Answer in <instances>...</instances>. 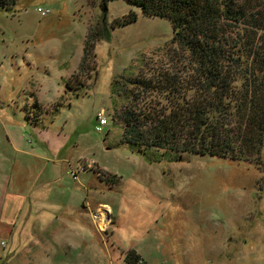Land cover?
Here are the masks:
<instances>
[{"label":"rangeland","instance_id":"1","mask_svg":"<svg viewBox=\"0 0 264 264\" xmlns=\"http://www.w3.org/2000/svg\"><path fill=\"white\" fill-rule=\"evenodd\" d=\"M132 9L137 20L112 25ZM179 53L168 19L124 0L107 10L101 0H15L0 8V152L11 150L8 134L24 141L15 133L22 129L49 167L62 168L52 152L70 153L61 184L55 169L46 171L51 191L38 218L52 213V199L71 207L56 234L25 233L24 221L15 234L0 233V264H127L132 249L137 264H264V147L253 161L150 163L119 144L112 79L141 60L163 65ZM101 109L109 123L98 132ZM41 121L47 131L38 133L31 123Z\"/></svg>","mask_w":264,"mask_h":264},{"label":"trees","instance_id":"2","mask_svg":"<svg viewBox=\"0 0 264 264\" xmlns=\"http://www.w3.org/2000/svg\"><path fill=\"white\" fill-rule=\"evenodd\" d=\"M110 1L101 0V7L107 10ZM124 1L145 15L168 19L180 55L163 65L141 60L135 72L128 68L112 79L109 98L112 120L121 122L119 144L150 163L189 156L259 159L264 147V0ZM13 3L0 0V8ZM137 18L132 9L112 25ZM90 50L86 42L80 69ZM125 261L137 264L140 255L132 249Z\"/></svg>","mask_w":264,"mask_h":264},{"label":"crops","instance_id":"3","mask_svg":"<svg viewBox=\"0 0 264 264\" xmlns=\"http://www.w3.org/2000/svg\"><path fill=\"white\" fill-rule=\"evenodd\" d=\"M31 124L38 133L47 131V126L43 121ZM15 133L24 141L18 143L8 134L5 141L11 150L0 152V233L15 234L18 222L24 221L25 233L27 231L37 233L40 237L44 234L46 236L48 232L56 234L61 227L65 226V220L69 219L68 214L71 207L57 199H52L48 202L52 204V213L47 214L43 219L38 218V214L43 212L42 206L47 202L51 191L52 180L45 178L49 158L45 153L36 152L29 146L28 143H33V140L28 139L26 130L15 129ZM52 154L53 157H57L54 158L56 159L55 164L58 163V166L61 165L62 168L59 170L57 165H52L49 169L51 171L55 169L54 172L58 173V176L53 181L61 184L63 177L69 175L66 159H69L70 153L64 154V157H58L59 154L56 151ZM102 180L99 179L100 182ZM89 186L94 190V181L90 182Z\"/></svg>","mask_w":264,"mask_h":264},{"label":"built area","instance_id":"4","mask_svg":"<svg viewBox=\"0 0 264 264\" xmlns=\"http://www.w3.org/2000/svg\"><path fill=\"white\" fill-rule=\"evenodd\" d=\"M37 11L42 15H46L48 13V9H44L42 7H37ZM109 123V119H108V116L106 114V112L101 109V110H98L97 113H96V122H95V130L98 131V132H102L105 128V126ZM73 173V172H71ZM74 174V173H73ZM75 175V174H74ZM5 242L4 241H1V245L2 246H5Z\"/></svg>","mask_w":264,"mask_h":264}]
</instances>
